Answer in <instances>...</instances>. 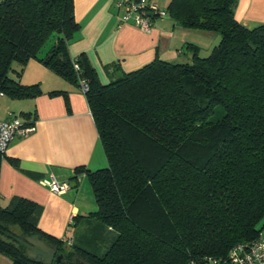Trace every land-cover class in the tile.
<instances>
[{
  "label": "trees",
  "instance_id": "trees-1",
  "mask_svg": "<svg viewBox=\"0 0 264 264\" xmlns=\"http://www.w3.org/2000/svg\"><path fill=\"white\" fill-rule=\"evenodd\" d=\"M237 4L169 0L165 9L158 6L181 27L216 33L218 44L201 56L187 43L190 62L155 59L103 84L84 54L68 51L79 29L73 0H0V93L12 99L43 93L38 82L9 75L13 63L20 75L31 58L77 87L85 81L107 161L104 168L75 171L86 173L96 204L87 217L100 231L84 246L42 231L39 204L23 197L0 202V253L12 264H43L19 241L35 235L87 264H201L261 235L264 22L239 23ZM155 17L161 16L152 14L151 22ZM111 67L116 64L104 68ZM48 94L67 98L66 91ZM21 117L32 125L35 113Z\"/></svg>",
  "mask_w": 264,
  "mask_h": 264
},
{
  "label": "crops",
  "instance_id": "crops-1",
  "mask_svg": "<svg viewBox=\"0 0 264 264\" xmlns=\"http://www.w3.org/2000/svg\"><path fill=\"white\" fill-rule=\"evenodd\" d=\"M121 0H73L74 18L79 29L68 44L75 57L84 54L96 71L99 81L109 82V76L134 71L155 59L172 63L190 62L192 53L187 43L199 47V55L211 52L218 44L216 33L188 29L176 24L167 14L155 17L146 32L120 22L124 8ZM165 9L169 0H149ZM235 19L246 27L264 22V0H238ZM47 51V49H45ZM116 64L105 70V66ZM21 83L38 82L43 93L34 98L12 99L0 93V119H9L22 112H34V131L15 137L5 150L0 163V202L9 204L14 197L29 199L41 206L39 228L57 238H66L74 228L71 224L90 219L96 204L85 171L107 165L103 146L79 87L31 58L21 73ZM52 90L66 91L49 95ZM9 158L16 159L14 166ZM53 175L59 181H69L70 188L62 194L52 192L41 180ZM76 175V176H75ZM88 182H86V180ZM261 235L264 236V229ZM0 264H12L0 253Z\"/></svg>",
  "mask_w": 264,
  "mask_h": 264
},
{
  "label": "built area",
  "instance_id": "built-area-1",
  "mask_svg": "<svg viewBox=\"0 0 264 264\" xmlns=\"http://www.w3.org/2000/svg\"><path fill=\"white\" fill-rule=\"evenodd\" d=\"M118 6L124 8L120 22H130L148 32L151 29V15L159 16L165 13L158 5L149 0H121ZM77 69V65H74ZM79 89L83 93L87 90L85 81H79ZM34 125H24L16 116L9 119H0V152L4 153L9 143L15 137H23L34 131ZM41 182L54 193L62 194L70 188L69 181H59L53 175ZM190 264H195L191 262ZM201 264H264V236L259 235L247 243H238L232 247L224 258H211Z\"/></svg>",
  "mask_w": 264,
  "mask_h": 264
},
{
  "label": "rangeland",
  "instance_id": "rangeland-1",
  "mask_svg": "<svg viewBox=\"0 0 264 264\" xmlns=\"http://www.w3.org/2000/svg\"><path fill=\"white\" fill-rule=\"evenodd\" d=\"M54 41V38L51 36L43 45L39 55L40 56H45L46 52L45 49H49L51 43ZM210 52H208L207 54H202L204 56L208 55ZM12 70L9 72V75L14 78L17 79L19 81H21V74L17 75L16 72H20L21 68L17 63H13L12 65ZM25 69V66L23 68V70ZM106 167V166H105ZM86 182L87 179H85ZM73 226V227H72ZM98 223H95L94 219H88V220H82V221H78L76 225L71 224V227L74 228V232L72 230L67 232V237H69L70 242H72L73 244H79V245H85L90 243L91 238L96 239V237L99 236V227ZM93 235V237L91 236ZM66 247V246H65Z\"/></svg>",
  "mask_w": 264,
  "mask_h": 264
},
{
  "label": "water",
  "instance_id": "water-1",
  "mask_svg": "<svg viewBox=\"0 0 264 264\" xmlns=\"http://www.w3.org/2000/svg\"><path fill=\"white\" fill-rule=\"evenodd\" d=\"M27 248V255L33 260H39L43 264H51L55 257V264H58L63 257L62 252H57V247L47 244L40 239L38 235L33 237H25L24 240L19 239ZM62 264H87L79 258L63 261Z\"/></svg>",
  "mask_w": 264,
  "mask_h": 264
},
{
  "label": "flooded vegetation",
  "instance_id": "flooded-vegetation-1",
  "mask_svg": "<svg viewBox=\"0 0 264 264\" xmlns=\"http://www.w3.org/2000/svg\"><path fill=\"white\" fill-rule=\"evenodd\" d=\"M25 246V245H24ZM26 248V253H27V250L28 248L25 246ZM60 250L57 249V252H59ZM61 252V251H60ZM66 260H69L68 257H66V255L64 254L63 257L60 259V261L58 262V264H62L63 261H66ZM51 264H55V257H54V260L52 261Z\"/></svg>",
  "mask_w": 264,
  "mask_h": 264
}]
</instances>
